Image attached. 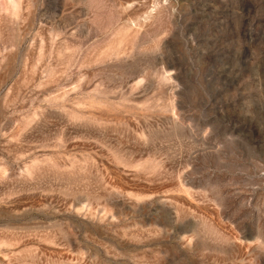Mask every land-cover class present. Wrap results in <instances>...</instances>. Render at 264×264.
Instances as JSON below:
<instances>
[{
	"label": "rangeland",
	"instance_id": "1",
	"mask_svg": "<svg viewBox=\"0 0 264 264\" xmlns=\"http://www.w3.org/2000/svg\"><path fill=\"white\" fill-rule=\"evenodd\" d=\"M0 264H264V0H0Z\"/></svg>",
	"mask_w": 264,
	"mask_h": 264
}]
</instances>
